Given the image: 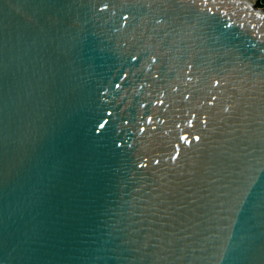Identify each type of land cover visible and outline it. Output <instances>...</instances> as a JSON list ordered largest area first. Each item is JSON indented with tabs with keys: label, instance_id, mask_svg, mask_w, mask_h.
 I'll return each instance as SVG.
<instances>
[{
	"label": "water",
	"instance_id": "obj_1",
	"mask_svg": "<svg viewBox=\"0 0 264 264\" xmlns=\"http://www.w3.org/2000/svg\"><path fill=\"white\" fill-rule=\"evenodd\" d=\"M257 1L0 0V264H264Z\"/></svg>",
	"mask_w": 264,
	"mask_h": 264
},
{
	"label": "trees",
	"instance_id": "obj_2",
	"mask_svg": "<svg viewBox=\"0 0 264 264\" xmlns=\"http://www.w3.org/2000/svg\"><path fill=\"white\" fill-rule=\"evenodd\" d=\"M257 2H258V3H262L263 6H264V0H258Z\"/></svg>",
	"mask_w": 264,
	"mask_h": 264
},
{
	"label": "rangeland",
	"instance_id": "obj_3",
	"mask_svg": "<svg viewBox=\"0 0 264 264\" xmlns=\"http://www.w3.org/2000/svg\"><path fill=\"white\" fill-rule=\"evenodd\" d=\"M258 5H259V6H263V4H262V3H258Z\"/></svg>",
	"mask_w": 264,
	"mask_h": 264
},
{
	"label": "snow or ice",
	"instance_id": "obj_4",
	"mask_svg": "<svg viewBox=\"0 0 264 264\" xmlns=\"http://www.w3.org/2000/svg\"><path fill=\"white\" fill-rule=\"evenodd\" d=\"M104 125L102 124V125H100V127L102 128ZM197 139H199V138H197Z\"/></svg>",
	"mask_w": 264,
	"mask_h": 264
}]
</instances>
